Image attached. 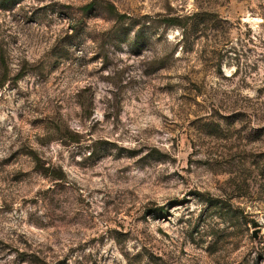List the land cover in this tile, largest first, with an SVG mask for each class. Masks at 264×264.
<instances>
[{
    "label": "rangeland",
    "instance_id": "obj_1",
    "mask_svg": "<svg viewBox=\"0 0 264 264\" xmlns=\"http://www.w3.org/2000/svg\"><path fill=\"white\" fill-rule=\"evenodd\" d=\"M0 264H264V0H0Z\"/></svg>",
    "mask_w": 264,
    "mask_h": 264
},
{
    "label": "trees",
    "instance_id": "obj_2",
    "mask_svg": "<svg viewBox=\"0 0 264 264\" xmlns=\"http://www.w3.org/2000/svg\"><path fill=\"white\" fill-rule=\"evenodd\" d=\"M92 6H93V3H89V4H87V5L84 6V9L85 10H89Z\"/></svg>",
    "mask_w": 264,
    "mask_h": 264
},
{
    "label": "water",
    "instance_id": "obj_3",
    "mask_svg": "<svg viewBox=\"0 0 264 264\" xmlns=\"http://www.w3.org/2000/svg\"><path fill=\"white\" fill-rule=\"evenodd\" d=\"M253 236L256 237L255 233H253Z\"/></svg>",
    "mask_w": 264,
    "mask_h": 264
}]
</instances>
